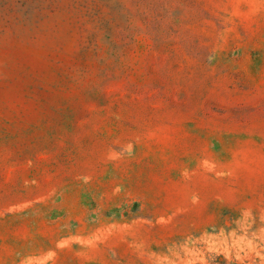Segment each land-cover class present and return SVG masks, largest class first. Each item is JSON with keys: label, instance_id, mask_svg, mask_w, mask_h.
Wrapping results in <instances>:
<instances>
[{"label": "rangeland", "instance_id": "1", "mask_svg": "<svg viewBox=\"0 0 264 264\" xmlns=\"http://www.w3.org/2000/svg\"><path fill=\"white\" fill-rule=\"evenodd\" d=\"M0 264H264V0H0Z\"/></svg>", "mask_w": 264, "mask_h": 264}]
</instances>
